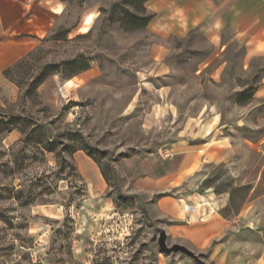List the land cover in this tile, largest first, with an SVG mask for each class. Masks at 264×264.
<instances>
[{"label": "rangeland", "instance_id": "rangeland-1", "mask_svg": "<svg viewBox=\"0 0 264 264\" xmlns=\"http://www.w3.org/2000/svg\"><path fill=\"white\" fill-rule=\"evenodd\" d=\"M65 1L0 83V264H264V197L222 236L188 233L207 216L205 174L230 185L239 161L190 174L184 156L210 134L264 137L242 46L230 31L176 29L151 0ZM245 153V170L261 167ZM162 229L196 256L162 250Z\"/></svg>", "mask_w": 264, "mask_h": 264}, {"label": "crops", "instance_id": "crops-1", "mask_svg": "<svg viewBox=\"0 0 264 264\" xmlns=\"http://www.w3.org/2000/svg\"><path fill=\"white\" fill-rule=\"evenodd\" d=\"M150 8L158 17L171 15L176 29L216 32V40L218 31L221 37L223 31H230L231 37L242 46L244 70L259 71L256 97L261 105L264 104V0H151ZM66 9L65 0H0V83L4 82L3 71L34 50ZM248 151L264 158V137L210 134L202 148L190 150L184 156V165L188 164L190 174H196L203 164H227L226 167L232 168L233 161H239L238 167L231 170L234 181L230 185H217L216 182L223 179L222 171L218 177L205 174L204 179L209 182L207 200L201 196L199 204L208 202L207 216L190 217L188 233L211 239L222 236L235 220L230 221L229 217H240L250 206L251 210L259 207L264 197V162L261 167L259 162L258 166L252 163L251 168L245 170L244 160L240 158ZM244 172L255 176L248 179L249 176H242ZM158 173L159 170L150 172L147 181L159 185ZM97 181H101L99 177ZM187 207L186 204L185 209Z\"/></svg>", "mask_w": 264, "mask_h": 264}, {"label": "water", "instance_id": "water-1", "mask_svg": "<svg viewBox=\"0 0 264 264\" xmlns=\"http://www.w3.org/2000/svg\"><path fill=\"white\" fill-rule=\"evenodd\" d=\"M159 245L162 248V250L166 252H172V251H184L187 252L193 256H196L195 253L186 245L180 244V243H174L173 245H168L167 243V233L164 229L160 231V236H159Z\"/></svg>", "mask_w": 264, "mask_h": 264}, {"label": "trees", "instance_id": "trees-1", "mask_svg": "<svg viewBox=\"0 0 264 264\" xmlns=\"http://www.w3.org/2000/svg\"><path fill=\"white\" fill-rule=\"evenodd\" d=\"M144 1H146V0H144ZM144 10H146L145 7H144ZM127 12L129 14H131V16L133 18H138V15H136L134 13H130V11H127ZM152 16H153L152 14H148L147 17L144 20H150L152 18ZM80 58H81V64L79 65V67H77L75 69V71H74L75 74L85 70L90 64L89 60L85 56H81ZM78 61H79L78 59H74V60H71V61H67L66 64L76 63ZM74 151H76V149Z\"/></svg>", "mask_w": 264, "mask_h": 264}, {"label": "bare ground", "instance_id": "bare-ground-1", "mask_svg": "<svg viewBox=\"0 0 264 264\" xmlns=\"http://www.w3.org/2000/svg\"><path fill=\"white\" fill-rule=\"evenodd\" d=\"M210 125V124H209ZM207 133V132H206Z\"/></svg>", "mask_w": 264, "mask_h": 264}]
</instances>
